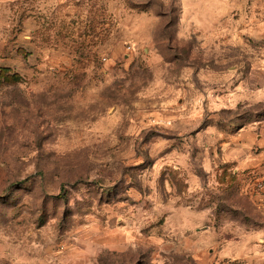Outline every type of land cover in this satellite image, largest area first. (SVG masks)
<instances>
[{
  "label": "rangeland",
  "instance_id": "374dc122",
  "mask_svg": "<svg viewBox=\"0 0 264 264\" xmlns=\"http://www.w3.org/2000/svg\"><path fill=\"white\" fill-rule=\"evenodd\" d=\"M181 14L0 0V264H264L259 173L222 160L264 128V26L206 43Z\"/></svg>",
  "mask_w": 264,
  "mask_h": 264
},
{
  "label": "crops",
  "instance_id": "0c3cea01",
  "mask_svg": "<svg viewBox=\"0 0 264 264\" xmlns=\"http://www.w3.org/2000/svg\"><path fill=\"white\" fill-rule=\"evenodd\" d=\"M181 3V31L197 35L206 43L218 40L232 44L245 32L259 36L264 26L260 24L264 21V0H181ZM231 14L232 19H238L237 26L230 19ZM223 144L222 160L233 163L235 173L244 170L264 173V128L258 120L237 126ZM255 205H260L264 212V199L258 197Z\"/></svg>",
  "mask_w": 264,
  "mask_h": 264
},
{
  "label": "built area",
  "instance_id": "2783aa9c",
  "mask_svg": "<svg viewBox=\"0 0 264 264\" xmlns=\"http://www.w3.org/2000/svg\"><path fill=\"white\" fill-rule=\"evenodd\" d=\"M252 188L257 197L264 199V173L258 174V176L253 181Z\"/></svg>",
  "mask_w": 264,
  "mask_h": 264
}]
</instances>
